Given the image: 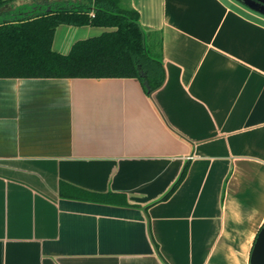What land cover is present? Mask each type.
I'll use <instances>...</instances> for the list:
<instances>
[{
    "label": "crops",
    "instance_id": "crops-1",
    "mask_svg": "<svg viewBox=\"0 0 264 264\" xmlns=\"http://www.w3.org/2000/svg\"><path fill=\"white\" fill-rule=\"evenodd\" d=\"M6 1L0 20L56 0ZM128 1L163 62L156 91L0 78V264H250L264 226V17L230 0ZM109 31L61 25L53 50Z\"/></svg>",
    "mask_w": 264,
    "mask_h": 264
},
{
    "label": "trees",
    "instance_id": "trees-1",
    "mask_svg": "<svg viewBox=\"0 0 264 264\" xmlns=\"http://www.w3.org/2000/svg\"><path fill=\"white\" fill-rule=\"evenodd\" d=\"M6 4L0 0V10ZM61 25L110 31L61 55L53 50ZM0 78L138 79L151 94L165 74L128 0H56L25 17L0 20Z\"/></svg>",
    "mask_w": 264,
    "mask_h": 264
},
{
    "label": "water",
    "instance_id": "water-1",
    "mask_svg": "<svg viewBox=\"0 0 264 264\" xmlns=\"http://www.w3.org/2000/svg\"><path fill=\"white\" fill-rule=\"evenodd\" d=\"M264 17V0H235ZM250 264H264V226L259 231L250 256Z\"/></svg>",
    "mask_w": 264,
    "mask_h": 264
},
{
    "label": "rangeland",
    "instance_id": "rangeland-1",
    "mask_svg": "<svg viewBox=\"0 0 264 264\" xmlns=\"http://www.w3.org/2000/svg\"><path fill=\"white\" fill-rule=\"evenodd\" d=\"M230 1H233L235 4H237V5H239V6H242V7H244V8H246V9H248L247 7H245L244 5H242L241 3H239V2H237V1H235V0H230ZM248 10H250V9H248ZM251 11V10H250ZM252 12V11H251ZM257 14V13H256ZM259 15V14H258ZM261 16V15H260Z\"/></svg>",
    "mask_w": 264,
    "mask_h": 264
}]
</instances>
